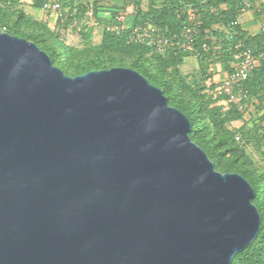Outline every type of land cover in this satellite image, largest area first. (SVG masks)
<instances>
[{"label": "water", "instance_id": "obj_1", "mask_svg": "<svg viewBox=\"0 0 264 264\" xmlns=\"http://www.w3.org/2000/svg\"><path fill=\"white\" fill-rule=\"evenodd\" d=\"M128 67L67 75L0 32V264H231L255 189Z\"/></svg>", "mask_w": 264, "mask_h": 264}, {"label": "rangeland", "instance_id": "obj_2", "mask_svg": "<svg viewBox=\"0 0 264 264\" xmlns=\"http://www.w3.org/2000/svg\"><path fill=\"white\" fill-rule=\"evenodd\" d=\"M246 2L250 4V9L257 11L258 15L264 14V0H245L244 3ZM16 3L13 11L0 6V20L13 24L23 10L25 17L30 16L34 20H41L50 28L54 26V22L50 23V20L46 18V14L51 13L46 12L42 7L40 8L42 13L38 11L33 6V0H17ZM127 4L133 5L135 12L146 14L150 8H163L164 0H133ZM225 6V4L220 8L218 6L216 12L221 13V8ZM55 14L52 13V15ZM135 19L136 16L133 14L129 16L128 22L133 23ZM29 20L26 18L22 21L25 32L30 27L31 21L29 22ZM159 21L164 22V19ZM214 27L219 26L215 25ZM65 36L67 45L60 44L55 61L64 66L68 72L81 67L88 68L92 65H140L143 69H148L152 76H157L161 83L171 87L169 96H171L172 102L185 105L191 117L197 121L196 131L193 134L199 140L194 139V141L198 143L204 140L212 148L213 155H217V158L220 156L219 152L225 153L224 156L219 157L218 164L227 166L230 170L222 171L215 167L218 171L242 174L241 169L248 172L255 183V187L253 185L255 192H259V204L264 209V103L257 96L249 94L245 96L238 94L236 98H231L220 92L219 88L215 89L216 84L210 87L203 86L200 80H205L207 75L211 76L209 67L210 64L219 61L216 56L212 61H208V67L205 63L202 64V67L201 63L195 61L185 66L182 63L179 65L180 70H178L179 68L175 70L174 65H166L164 61L153 56L150 52L138 53L135 50L103 45L101 30H98L94 38L86 43L75 30L69 31V34L65 32ZM217 48L221 50L219 46ZM234 63L236 60L233 56L228 65L229 70L233 68ZM205 71H208L207 75ZM199 103L203 105L200 109ZM224 138H227V141L216 147V144H219Z\"/></svg>", "mask_w": 264, "mask_h": 264}, {"label": "trees", "instance_id": "obj_3", "mask_svg": "<svg viewBox=\"0 0 264 264\" xmlns=\"http://www.w3.org/2000/svg\"><path fill=\"white\" fill-rule=\"evenodd\" d=\"M16 1L17 0H0V6H2V8L4 7L6 10L10 9L13 11L17 5ZM49 1L51 0H33V6L36 9H40L41 7L43 8V5ZM61 1L63 14L58 16L56 24L52 28L49 26L47 27L46 23L41 20H34L30 16L25 17V11L23 10L19 13L15 23L10 24L7 21L0 20V27L5 26L6 32L35 42L41 49L47 51L51 56L53 63L60 67L69 76H76L91 70L110 69L112 67L120 66L105 64L99 66L92 65L88 68L81 67L70 72L65 70L64 66L55 61V56L57 55L60 44L65 43L67 45V42L65 41L67 35L64 37V33L66 32V34H69V31L71 30H75L78 36H80L86 43L94 38V30L96 28H101V43L103 45L113 48L135 50L138 53L150 52L153 56L164 61L166 65H174L175 70H177L179 65L183 63L184 57L190 54V52H184L176 55L172 52V54L162 56L153 53L151 49L146 46L130 44L126 41V37L113 35L105 31L103 29V21L92 24L83 20L86 10L91 6H96V3L90 5L88 0ZM244 1L245 0H164L163 8H150L148 11L146 10V14L139 11L136 12L135 22L138 24L154 23L167 30L168 33L179 32L183 24L192 25L194 27L193 35L196 38L197 47L196 51L193 52H196L201 65L205 63L208 67V61H212L215 56L216 59H219V61L231 60L236 52L235 48L237 44L246 48H251L256 54L264 52V30L257 34H249L244 32L239 24L235 23L241 14V9L245 4ZM224 4L226 6L221 8L222 12H216L218 6L220 8V6L222 7ZM190 12L193 13L195 16L194 18H191ZM26 18L30 19L29 22L31 21L27 32L23 30L24 26L22 22ZM162 19H164V22L159 21ZM76 21H78L81 25L80 30L78 29V25L75 24ZM215 25H218L219 27L215 28ZM222 26H225V28H221ZM203 43H207V48L203 47ZM218 46L221 50L217 48ZM122 67L138 70L151 83L161 87L168 98L169 104L181 109L190 118L192 123L190 135L193 141L194 139H197L193 134L196 131L197 121L191 117L190 112L185 105L180 104L179 102H172L173 100L171 99V96H169L171 87H168L165 83H161L157 76H152L148 69H143L140 65ZM178 70H180V68ZM205 72L207 75L208 71ZM206 77L207 78L205 80H200L203 86L210 87L215 84L211 81L210 75H207ZM207 82H210V85ZM242 86L246 94H249L250 96H257L260 101L264 103V60H262L251 72L248 79L242 84ZM198 106L200 109L203 105L199 103ZM198 140L199 138L197 141ZM226 141L227 138H224L219 144H216V147ZM197 144L208 153L216 168L222 171L230 170L227 166H221L218 164L219 157L224 156L225 153L219 152L220 156L217 158V155H213L214 152L212 148L209 147L204 140L199 141ZM240 172L255 187V183L253 182L251 175L241 169ZM253 202L256 203L261 213L260 231L255 240L249 246L234 256L231 264H264V209L262 205L259 204L258 191H256V196L253 198Z\"/></svg>", "mask_w": 264, "mask_h": 264}, {"label": "built area", "instance_id": "obj_4", "mask_svg": "<svg viewBox=\"0 0 264 264\" xmlns=\"http://www.w3.org/2000/svg\"><path fill=\"white\" fill-rule=\"evenodd\" d=\"M251 8L249 3H245L241 9V13ZM43 9L48 13H56L58 16L63 14L62 1L51 0L43 5ZM191 18H194L190 12ZM83 20L92 24L98 23L95 18L94 7H89ZM238 23V22H235ZM78 29L81 25L75 22ZM103 29L113 35L126 37V41L130 44H139L151 49L153 53L159 55L180 54L184 52L196 51V38L193 35L194 27L192 25L183 24L179 32L168 33L167 30L154 23H129L128 16L124 12L116 13L112 21L105 22ZM0 32H6V27H0ZM203 47L207 48V43H203ZM234 54L236 63L229 71L227 78L220 85V92L236 98L238 94L245 96L242 84L248 79L251 72L264 60V52L256 54L251 48H246L240 44L236 45Z\"/></svg>", "mask_w": 264, "mask_h": 264}, {"label": "crops", "instance_id": "obj_5", "mask_svg": "<svg viewBox=\"0 0 264 264\" xmlns=\"http://www.w3.org/2000/svg\"><path fill=\"white\" fill-rule=\"evenodd\" d=\"M130 1L133 0H88V2H90V5L96 3V6H93L96 20H98V22L103 21L104 23L112 21L113 16L118 12L124 11V13L127 14L128 18L133 14H135L136 16L133 5L127 4ZM37 10L42 13L41 9ZM46 18L50 20V23L51 21H53L55 26L58 15L46 14ZM238 23L244 32H247L249 34L260 33L264 30V14L258 15L255 9L247 10L240 15V17L238 18ZM223 27L225 28V26H222L221 28ZM98 30H101V28H96L94 30V33H96ZM195 61L199 62L196 52H190L189 55L184 57L183 64L185 66L186 64L194 63ZM230 62L231 60L215 61L210 65L209 71L212 76L211 81H213L217 85L215 89L220 88L222 82L227 78L228 73L231 70L228 69V65L230 64ZM207 83L210 85V82Z\"/></svg>", "mask_w": 264, "mask_h": 264}]
</instances>
